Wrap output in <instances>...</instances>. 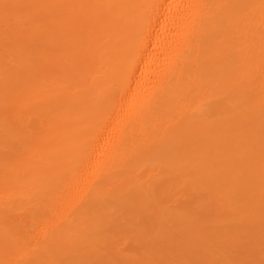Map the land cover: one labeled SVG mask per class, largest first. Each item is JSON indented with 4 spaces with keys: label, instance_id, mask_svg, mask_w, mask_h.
Listing matches in <instances>:
<instances>
[{
    "label": "bare ground",
    "instance_id": "obj_1",
    "mask_svg": "<svg viewBox=\"0 0 264 264\" xmlns=\"http://www.w3.org/2000/svg\"><path fill=\"white\" fill-rule=\"evenodd\" d=\"M0 264H264V0H0Z\"/></svg>",
    "mask_w": 264,
    "mask_h": 264
},
{
    "label": "rangeland",
    "instance_id": "obj_2",
    "mask_svg": "<svg viewBox=\"0 0 264 264\" xmlns=\"http://www.w3.org/2000/svg\"><path fill=\"white\" fill-rule=\"evenodd\" d=\"M121 247H123V245Z\"/></svg>",
    "mask_w": 264,
    "mask_h": 264
}]
</instances>
